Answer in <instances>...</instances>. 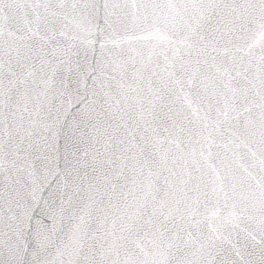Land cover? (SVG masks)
<instances>
[{"label":"snow or ice","instance_id":"1","mask_svg":"<svg viewBox=\"0 0 264 264\" xmlns=\"http://www.w3.org/2000/svg\"><path fill=\"white\" fill-rule=\"evenodd\" d=\"M0 264H264V0H0Z\"/></svg>","mask_w":264,"mask_h":264}]
</instances>
